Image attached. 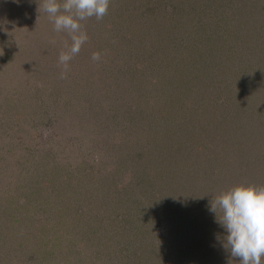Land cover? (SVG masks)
<instances>
[{"label": "rangeland", "instance_id": "rangeland-1", "mask_svg": "<svg viewBox=\"0 0 264 264\" xmlns=\"http://www.w3.org/2000/svg\"><path fill=\"white\" fill-rule=\"evenodd\" d=\"M37 8L0 0V264H239L208 209L264 187V0H110L66 72Z\"/></svg>", "mask_w": 264, "mask_h": 264}, {"label": "clouds", "instance_id": "clouds-1", "mask_svg": "<svg viewBox=\"0 0 264 264\" xmlns=\"http://www.w3.org/2000/svg\"><path fill=\"white\" fill-rule=\"evenodd\" d=\"M109 4L110 0H38L37 11L48 15L54 31L67 32L71 38V46L58 57L64 72L88 39L80 22L93 17L102 20ZM91 59L98 61L100 53H92ZM208 210L225 230L223 238H218L233 259L239 264H264V187L243 183L232 186L214 196Z\"/></svg>", "mask_w": 264, "mask_h": 264}]
</instances>
